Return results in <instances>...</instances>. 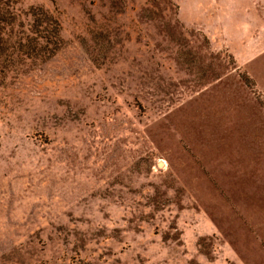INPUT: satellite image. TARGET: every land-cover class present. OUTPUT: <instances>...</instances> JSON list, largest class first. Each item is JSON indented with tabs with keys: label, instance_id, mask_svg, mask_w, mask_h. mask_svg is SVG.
I'll use <instances>...</instances> for the list:
<instances>
[{
	"label": "rangeland",
	"instance_id": "rangeland-1",
	"mask_svg": "<svg viewBox=\"0 0 264 264\" xmlns=\"http://www.w3.org/2000/svg\"><path fill=\"white\" fill-rule=\"evenodd\" d=\"M0 264H264V0H0Z\"/></svg>",
	"mask_w": 264,
	"mask_h": 264
}]
</instances>
